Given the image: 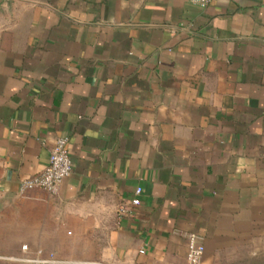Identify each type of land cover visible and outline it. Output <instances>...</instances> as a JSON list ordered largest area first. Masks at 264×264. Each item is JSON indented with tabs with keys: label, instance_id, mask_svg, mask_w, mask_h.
I'll return each instance as SVG.
<instances>
[{
	"label": "crops",
	"instance_id": "1",
	"mask_svg": "<svg viewBox=\"0 0 264 264\" xmlns=\"http://www.w3.org/2000/svg\"><path fill=\"white\" fill-rule=\"evenodd\" d=\"M59 136L72 174L21 192ZM192 233L264 264V0H0V256L188 264Z\"/></svg>",
	"mask_w": 264,
	"mask_h": 264
},
{
	"label": "built area",
	"instance_id": "2",
	"mask_svg": "<svg viewBox=\"0 0 264 264\" xmlns=\"http://www.w3.org/2000/svg\"><path fill=\"white\" fill-rule=\"evenodd\" d=\"M213 1L216 0H191L192 3L201 6H206ZM72 172L73 163L70 156L69 138L67 136H59L51 150L47 167L41 173L23 179L20 190L21 192H26L33 189H43L50 194L55 195L58 193L63 181L69 177ZM141 194L142 188L138 187L131 202L124 204L119 208L118 214L120 217L132 215L134 213L135 208L141 204ZM23 250L27 251L28 246L24 245ZM144 252V250H141V253ZM204 252L205 246L202 243L201 238L196 234H190L188 236V264H200ZM0 260H8L11 262L22 261L34 264H72V262L69 261L58 260L53 253L49 254L48 257H45L43 250H38L36 257L33 258H8L0 256Z\"/></svg>",
	"mask_w": 264,
	"mask_h": 264
}]
</instances>
